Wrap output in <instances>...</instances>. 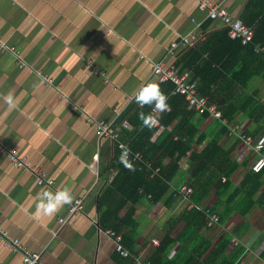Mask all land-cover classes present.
Segmentation results:
<instances>
[{"label":"crops","instance_id":"0c3cea01","mask_svg":"<svg viewBox=\"0 0 264 264\" xmlns=\"http://www.w3.org/2000/svg\"><path fill=\"white\" fill-rule=\"evenodd\" d=\"M200 1L0 0V97L8 91L19 97L15 109H8L0 98V232L19 240L22 250L39 253L46 264H133L115 251L108 234L114 232L122 234L126 249L150 264H224L226 260L229 264H264V186L247 196L256 187L246 179L257 155L230 135L228 127L197 113L191 121L192 152L180 162L179 174L168 183L169 191L154 202L151 194L141 189L144 195L138 201L123 204L122 194L112 187L120 172V151L111 139L98 136L90 120L116 122L132 105L139 107L135 93L150 81L156 83L151 76L153 64L175 62L169 52L171 44L184 36H206L190 48L198 53L209 46L222 58L232 55L231 44L220 43L226 27L221 20L209 18L208 12L199 8ZM209 1L254 32L256 27L264 32V0ZM184 53L176 60L180 70ZM209 53L204 52V57ZM237 53L231 58L228 82L217 80L220 87L225 86L223 92L217 85L203 84L207 90L203 94L194 67L184 70L194 74L199 92L212 104L219 106L214 99L230 98L233 81L238 87L229 99L231 104L253 96L264 105V67L253 62L247 52ZM203 79L212 82L209 76ZM134 121L138 132L146 127L136 116ZM182 122L180 117L169 126H152L155 132L149 139L150 155L146 156L144 149L137 150L153 167L161 169L155 177L171 159L161 156L163 150L150 156L167 145L171 135L177 141L178 134H184L180 131ZM228 122L243 125L253 136L264 131V117L255 123L241 111ZM225 127L228 133L223 131ZM129 130L133 134H123L121 140L131 145L138 134L133 127ZM214 140L238 167L231 176L219 173L210 185L204 184L207 194L198 204L211 205L221 217L219 225L207 228L206 222L199 225L196 216H183L197 209H190L184 199L173 200L171 193L185 185L196 192L191 185V155L201 153ZM3 148L25 155L54 186H39L33 172L15 167L2 153ZM155 177L149 174L147 179L151 182ZM226 182L230 183L226 189L216 186ZM65 186L72 200L82 201V212L71 214V201L51 217L31 214L38 192ZM102 207L110 218L119 208L111 226L122 228L120 233L112 227L103 228ZM130 207L135 208L132 219L128 218ZM225 236H230L231 242L224 256H217L216 247ZM22 255V251H12L0 241V264H24Z\"/></svg>","mask_w":264,"mask_h":264},{"label":"trees","instance_id":"16d2710c","mask_svg":"<svg viewBox=\"0 0 264 264\" xmlns=\"http://www.w3.org/2000/svg\"><path fill=\"white\" fill-rule=\"evenodd\" d=\"M223 33V39H220L221 44H225L226 42H229L231 44V47L233 51L232 55L226 54L223 58L220 56L219 52H217L215 49L210 48L209 46L205 47V49H200V53L196 49H190L189 51L185 52L180 61V65L182 67V70L188 69L191 67H194L196 72V77L200 79V85L203 91V94H207V91L203 84L205 85H211L214 84L217 85L218 90L224 91V87H220V85L217 83V80H224L228 82V76H231V68H229L230 65H233L231 63L232 57L235 56L237 51L242 53L247 52L249 57L253 58V62L257 61L258 64L262 65L264 67V56L262 54L256 53L254 48L257 44H264V32L261 31L260 28L256 27V30L254 32V40L253 43L244 46L239 41L233 40L229 38L228 31L225 30ZM212 42V38L208 40V45ZM206 45V44H203ZM235 46L238 48L237 51L235 50ZM204 52L209 53L207 57H204ZM179 63V62H178ZM220 66L219 68L213 67V65ZM179 66V64H177ZM232 67V66H230ZM235 68V67H234ZM233 68V70H234ZM232 70V71H233ZM204 76H209L212 78V82L207 83L205 79H203ZM232 84L230 89V98L225 99H214L215 103H218L219 106L222 107V110L224 112V117H226L229 121L235 120V116L240 111L244 113L245 116H248L253 119L255 123H258L263 117H264V105L260 104L258 100H256L253 96H247L244 99L238 100L235 104H231L230 100L234 96V92L237 89L238 86L232 81L230 82ZM160 90L168 97L167 103L169 105V110L163 111L159 115V121L160 124L163 126H169L174 120L177 118H182L183 122L180 127V131L183 130L184 134L179 133L178 134V140L173 141L172 135L170 136L171 141L166 145L164 144L162 147H158L154 154L157 153L159 150H163L161 153L162 157H169L171 159V163L162 168L161 175L159 177H155L151 182L148 181L149 172L143 171L140 172L137 170V168L132 165V168L129 169L128 167H125L123 163H121L118 155L117 163L118 167L120 169L119 174L114 179L112 183V187L116 192H119L121 200H123V204L126 203V200H133L138 201L144 194H151L152 199L155 201L160 200L163 198V196L169 191L170 186L169 182L173 181L176 175L179 174L180 171V162L183 160V158L186 157L188 152H192V146L194 144L193 137V124L192 120L193 117L198 115L195 111L188 109V107L184 104V98L180 95H173L171 94V91L173 90L174 86L171 82H166L165 84L159 85ZM230 99V100H229ZM152 110V107L149 105L139 106L135 107L132 105L130 109H128L123 115L119 116V118L116 120V124H121L125 119H128L130 122L131 127H133L134 131H137V135L131 142V147L134 150H146V156L149 154V139L152 136V134L155 132V129L152 127H144V129L140 132H138V123L134 121L135 116L139 118L140 121V114H150ZM135 111V114H133ZM201 117L207 118L208 115H200ZM225 133H228V129L225 127L223 129ZM247 132V131H246ZM264 133V131H263ZM261 133V134H263ZM125 134L127 137L131 136L133 134L130 130H124L122 131V136ZM135 134V133H134ZM247 134L251 135L249 132ZM258 136V135H256ZM200 143V142H199ZM264 154V149H263ZM150 156V157H155ZM192 169H191V175H192V182L191 185L194 186L196 189V192L193 195V202L198 204V201H201V198H204L206 196L205 188H207V185H210L211 180L217 177V175L220 173L224 176H231L235 170L237 169L238 165L236 162H233L230 158V153L224 149L218 146L217 141H213L210 144L207 145V147L202 150L201 153H192ZM259 156H257L258 158ZM256 158V159H257ZM255 159V160H256ZM157 165H161L160 162H158ZM213 170V173H211ZM209 174L208 180L205 182H202L203 179ZM148 178V179H147ZM248 184H255L256 187L252 190L251 193H249L247 196L253 195V193L261 186H264V169L260 173H254L252 169L249 171L248 177H247ZM209 181V182H208ZM222 182V180H220ZM207 183V185H204ZM216 186L220 187V189H226L227 186H230L229 182L224 183L222 186L220 184H216ZM143 190L145 193L140 194V190ZM108 191L113 192V190L108 189ZM171 197L173 200H175V193H171ZM192 197V196H191ZM198 198V199H197ZM131 200V201H132ZM132 201V202H133ZM107 208V207H106ZM121 208V207H120ZM252 208V207H251ZM104 210L105 208L102 207ZM119 211V208L114 210V216L109 217L108 212L104 210V216L102 219V226L104 229H108L112 227L117 233H120L122 231V228H117L111 226L117 217V213ZM128 213H130L129 219H132L135 208L130 207ZM196 216L197 220L199 222V225L202 227L205 224L204 221V214L202 212H199L198 210H194L184 213L183 216ZM125 222V220H123ZM122 222V221H120ZM231 242L230 236H225L221 242H219L218 246L216 247V255L223 257V253L225 249H227V246ZM218 260V258L212 260V263H215ZM227 261V260H226ZM224 264H229L226 262ZM191 264V261H190Z\"/></svg>","mask_w":264,"mask_h":264},{"label":"built area","instance_id":"2783aa9c","mask_svg":"<svg viewBox=\"0 0 264 264\" xmlns=\"http://www.w3.org/2000/svg\"><path fill=\"white\" fill-rule=\"evenodd\" d=\"M199 8L208 12V17L211 19H219L223 22L228 36L239 41L242 45L246 46L253 43L254 29L244 24L239 19L232 18L229 13L220 7L218 4H214L209 0H201L199 2ZM206 39L205 35H187L182 37L179 41L173 42L170 47V54L177 60L179 55L186 52L188 49L194 47L199 41ZM4 45L1 47L3 48ZM256 53L264 56V45H255ZM166 65L163 62H157L152 67V79L156 83L171 82L174 86L173 94L180 95L184 98V102L188 109L195 111L199 115L207 114L209 117L220 121L224 126L228 127L229 134L236 137L245 147V149L251 153L259 156L252 164V171L254 173H260L264 169V133L258 136L247 134L245 128L241 124H231L224 117L223 112L217 104L210 103L209 99L199 92L198 83L194 77V74L190 70H180L176 64V61ZM169 110V108L167 109ZM161 112L155 111L153 108L150 112L159 121V115ZM96 126L97 134L100 138L111 139L120 153L127 150V159L131 165H136L139 171L149 172L151 177L158 176L161 169L155 168L152 164L145 159L142 152L134 150L129 143H125L121 140L122 131L129 130L131 125L128 119H125L121 124H116L115 121H104L90 119ZM160 121L153 127H160ZM2 153L7 154L11 163L17 168L30 169L37 179L39 186H47L52 188L54 182L48 179L47 174L36 167L31 166L27 161L25 155H18L7 149L3 148ZM97 160V156L95 157ZM194 193L193 187L189 185L182 186L179 190L175 191V197L184 199L188 202L190 209H197L205 216V222L207 228H213L220 224V214L215 211L211 205L196 204L191 201V196ZM151 197V195L149 196ZM83 211V204L81 200H72L71 202V214H76ZM61 223H65V219L60 220ZM113 238L115 251L123 258H128L133 261V264H150L149 261L141 255H134L123 244L122 234H116L114 232H108ZM0 241H3L5 246L12 251H22V261L24 264H46L42 261V257L39 253H33L28 250H22L19 244V240L10 239L5 234L0 232Z\"/></svg>","mask_w":264,"mask_h":264},{"label":"clouds","instance_id":"9594fccd","mask_svg":"<svg viewBox=\"0 0 264 264\" xmlns=\"http://www.w3.org/2000/svg\"><path fill=\"white\" fill-rule=\"evenodd\" d=\"M39 75V74H38ZM8 109H15L18 106L19 97L15 96L11 91L4 93L2 97ZM168 97L160 90L157 83L150 81L144 84L135 93V102L140 105H149L155 111L163 112L169 107L167 103ZM140 118L144 126L151 128L152 126L158 124V119H156L151 114H140ZM121 163L129 169L132 168L131 163L127 159V150L121 152L119 157ZM72 193L70 189L65 186L62 188H57L56 190L45 189L37 193V199L32 211V215L36 218L41 217H51L60 208L69 204L72 201Z\"/></svg>","mask_w":264,"mask_h":264}]
</instances>
